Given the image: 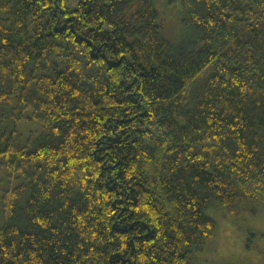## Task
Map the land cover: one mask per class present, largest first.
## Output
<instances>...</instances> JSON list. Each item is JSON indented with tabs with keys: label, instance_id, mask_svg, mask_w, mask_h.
Returning <instances> with one entry per match:
<instances>
[{
	"label": "trees",
	"instance_id": "16d2710c",
	"mask_svg": "<svg viewBox=\"0 0 264 264\" xmlns=\"http://www.w3.org/2000/svg\"><path fill=\"white\" fill-rule=\"evenodd\" d=\"M172 1L178 46L155 0H0V264H209L258 215L264 0Z\"/></svg>",
	"mask_w": 264,
	"mask_h": 264
},
{
	"label": "rangeland",
	"instance_id": "374dc122",
	"mask_svg": "<svg viewBox=\"0 0 264 264\" xmlns=\"http://www.w3.org/2000/svg\"><path fill=\"white\" fill-rule=\"evenodd\" d=\"M80 0H66L69 9H75ZM155 6L160 13L163 23V35L172 44L178 46L183 38L191 33L190 29L184 28L182 23L181 6L172 0H155ZM35 124L20 123L18 129L22 137L19 142L28 138L30 132L35 130ZM17 184V182H16ZM1 187L7 188V183H0ZM13 186V185H11ZM217 211L210 212L211 217L217 222V235L211 245L200 258L202 262L209 264H226L229 262L244 261L249 264H264V203L258 210L255 218H241L239 223L234 222L232 217L218 215ZM3 224L2 207L0 201V225ZM252 229L263 237L247 239L246 231ZM246 241L251 244L253 250H248Z\"/></svg>",
	"mask_w": 264,
	"mask_h": 264
}]
</instances>
